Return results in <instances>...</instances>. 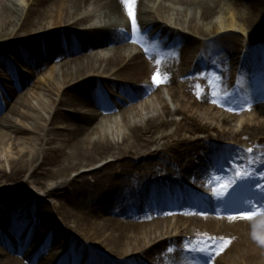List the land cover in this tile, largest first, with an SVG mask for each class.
I'll list each match as a JSON object with an SVG mask.
<instances>
[{
  "label": "bare ground",
  "instance_id": "bare-ground-1",
  "mask_svg": "<svg viewBox=\"0 0 264 264\" xmlns=\"http://www.w3.org/2000/svg\"><path fill=\"white\" fill-rule=\"evenodd\" d=\"M151 1L23 0L25 7L18 8L16 0H0V40L17 36L19 31L30 34L34 28H38L37 31L45 29L44 24L32 21L38 17L48 18L46 23L52 27L69 29L62 32L61 39L43 40L46 54L38 50L41 42H24L27 46H35L31 51H23V63H33L31 52L42 53L41 56L55 52L52 58L60 54L66 57L73 55V31L70 29L98 19L95 12H85L88 7L93 11L100 10L105 18L102 25H94L88 32H97L98 35H94L96 38L100 36L97 44H104L105 41L121 43L102 58L75 54L73 59H68L73 60L72 63L66 64L59 72L55 68L60 63H52L54 59H49L50 62L45 65L50 70L49 74L42 76L46 92L38 85L30 88L28 84V87L20 89L26 81L24 78L21 81L13 79V87L7 91L0 90V154L11 139L15 141L7 157L0 158V183L24 181V184H33L45 190V196L56 194L60 204L57 214H53L41 197H34L33 200L20 189L18 192L0 188V226H5L4 229L17 238L15 244H10L0 236V264H35L29 262V258L35 259L36 256L40 258L37 264L87 263L91 260L89 257L95 258L89 264H102L99 257L90 256L93 249L86 244V239L93 241L110 260H118L113 264H139L144 260H148L149 264H200L197 259L206 261L208 254L204 252L170 247L171 241L177 242L182 234H195L190 243L193 248L213 244L216 239L230 240L231 243L219 255L216 251L223 244L214 245L215 251L210 253L215 257L212 264H264V207L254 198L256 195L248 196L254 198L256 205L240 193V201L235 204L229 201L223 205L224 209L217 207L224 197L215 199L211 204L214 216H206L198 211L207 210V206L187 190L188 196L183 202L168 206L165 202L167 189L161 184L163 177L178 184L179 180L174 176L197 173V165L188 167L183 163L191 162L189 155L195 150L205 146L212 152L210 155L196 154L202 162L220 153V149L207 147V142H192L190 146L184 141L170 146V143L164 142L182 132L194 136L211 133L217 138L220 134L225 139L249 145L254 150L251 152L253 158L260 153L264 160L259 147L260 143H264V105L256 107L252 118L235 120L224 114L220 116L211 111V106L204 108L201 104L215 100L228 111L242 105L236 91L231 89L229 79L237 59V63H241L238 83H246L250 81V75L257 74L260 87L257 89L249 84L241 90L248 93L251 87L255 91L254 97H264V40H258V44L253 40L258 39L260 29H264V0H235L239 9L237 15L227 20L220 17L214 19L222 0H160L159 5V0H154L157 4L153 13L155 17L147 19L144 15ZM129 9L138 27L133 30V19L129 16L125 29L121 30L115 18L120 21L123 11L129 13ZM34 10L36 13H32ZM23 17L25 21L22 23ZM208 21L209 28L201 24ZM21 23V28L8 31ZM144 26L146 31L142 29ZM148 30L170 41V47L164 49L153 43L148 37ZM235 31L247 33L249 40H253L251 43L257 45L246 46L240 51L239 39L233 35ZM79 34L82 33L73 35ZM64 37L66 39L62 40ZM125 41L142 47L144 53L126 54L129 44H124ZM65 43H69V48L57 51V46ZM0 48L19 58L22 53L18 45L11 46L8 40L0 42ZM244 52H250V56L243 57ZM186 54L196 55L194 68L191 69L195 74L202 66L209 67V70L196 78L181 80L182 84L177 89L172 85L178 75L181 73L184 76L188 71L181 70L175 56ZM253 67L258 73L250 71ZM3 70L11 73L13 68L8 67V61L1 56L0 73ZM157 72L164 80L159 84L169 88L171 101L178 107L176 111H170L158 85L153 83V74ZM119 79L122 83L118 82ZM116 87L127 96L123 101L126 106H118L122 126L115 125V128L118 119L113 120L111 113L116 110L104 97L108 89ZM52 96L55 98L52 99ZM146 99L143 105L137 106ZM179 102L185 105V110L192 117L179 120L183 110L182 104L179 108ZM16 116L23 122L31 120L34 123L32 127L37 130L40 124L42 137L38 150H33L32 143L21 141L20 134L30 129L20 127L13 119ZM168 128L175 129L169 134ZM56 134L62 137L57 147L52 146L54 139L50 138ZM221 152L234 161L235 165L228 167L227 177H230L242 168L243 155L240 150L236 152L228 147ZM253 158L250 163L255 165V169L264 168L261 159L255 162ZM248 169H252L249 163ZM73 174L76 175L71 179ZM47 182L55 186L48 188ZM210 183H216V178L209 177L203 184ZM62 200L71 205V213L62 208ZM27 202L26 207L33 209L29 217L21 214L18 208ZM135 203H141V210L134 207ZM241 206L248 207V212L253 213L251 219L232 214L237 208L242 210ZM170 208L176 210L178 224L170 223L171 212L167 211ZM57 216L61 221H68L63 224L76 231L83 241L72 239L70 233L57 226L53 228V220ZM71 218H75V222ZM41 224L55 231L51 233L50 245L66 240L68 249L57 252L55 248L46 246V242L39 249H29L31 238ZM181 228L186 230H179ZM209 237L213 240H208ZM164 238L167 239L162 241ZM123 257L128 258L121 259Z\"/></svg>",
  "mask_w": 264,
  "mask_h": 264
},
{
  "label": "rangeland",
  "instance_id": "rangeland-1",
  "mask_svg": "<svg viewBox=\"0 0 264 264\" xmlns=\"http://www.w3.org/2000/svg\"><path fill=\"white\" fill-rule=\"evenodd\" d=\"M208 1L212 2V0H208ZM16 3H18V8H24L25 7V4H24L23 0H16ZM157 3L159 5L161 3V1L159 0V1H157ZM237 3L238 4L241 3L240 5H244L243 2H237ZM91 4H92V2H91ZM156 9H157V4L155 3L154 0H152L151 3H149V5H148V7L146 9V13L144 15L145 18L148 19V17H149V18L153 19L155 17V15L153 13H155ZM238 10L239 9L235 5V0H222V2L219 4V6L217 8L218 14H217V16H214V19L216 17H220L223 20L231 19V18H233V17H235L237 15ZM85 11L87 13L88 12L91 13V12H93V9L90 10V8H86ZM94 12L97 13V15H101V14H99V13H101L100 10H94ZM32 13H36L35 10ZM24 19H25V17L22 18V23L25 21ZM103 19H105V18H103ZM32 21L34 23L40 22V23L44 24L43 26L45 27V29L37 31L38 28H34V29H32L33 31L30 34H26V33H23L22 31H19L17 36H13L12 38H8V39H1L0 42L8 40L9 43L11 44V46L18 45V48L23 53V50H26V49H28V47H30V46H27V44H24V42H27V41L29 42L30 40H35L36 42L37 41L41 42L39 44L38 50H42L43 49V44H44L43 40H46V39H49V38L58 39V38L61 37L62 31H66V27H62L61 26V27L55 28V27H52L51 25H49L48 23H46V21H49L48 18H43V17L39 18L38 17L37 19L33 18ZM22 23H21V25L18 24L19 25L18 27L16 25L15 27L9 28L8 31H10V30L12 31L13 29L16 30L19 27L21 28L22 25H23ZM26 23H27V21H26ZM40 23H38V24H40ZM208 23H209V21L205 22V23H201V24L204 25V26H208V28H209L210 25ZM42 35L44 37L45 36L46 37L43 38ZM233 35L239 39L238 40L239 41L238 45L240 44L241 47L239 45L238 49L240 51H242V49L244 47H246V46L255 47L259 43L258 40H260V41L264 40V29L263 28L260 29V36H259L258 39L251 38L253 40L258 41L257 44L251 43V42H253V40H249L250 38H248V35L245 32L235 31V33H233ZM151 36H152V34L149 35V37H151ZM36 38H38V39H36ZM32 46H35V44H32ZM117 46H119V45H117ZM94 47H96V46L91 45V46H88V49H93ZM93 51H95V50H93ZM111 51H113V50H111ZM131 51H134V50L131 49ZM131 51H129V49L128 50L126 49L125 52H131ZM1 56L8 61V67H12L13 70H11V73H9L7 70L1 71V73H0V90L2 89V91L3 90L7 91L8 88L12 87L13 75L18 76L19 78H23L22 75H27L28 79L31 82V84H34V86L38 85V87H40V89H42L43 92H46L45 91L46 90V85H45V83L42 82L43 81L42 76L44 77V76L48 75L50 70L48 69V67H45V65H47V60L45 59V56H44V59H42L39 56V53H36V55H35L37 57V63L36 64H34L33 66L31 64H29V63L23 64L25 67H29V69H27V68H25V67L20 65L22 63L21 61L23 60L24 56H22V57L20 56V58H19V57H16L15 55H13V54L5 51V50H2L0 48V57ZM19 59H20V62H17V60H19ZM176 59H178V57H176ZM180 62L185 65L181 69L183 71L189 69V67L191 66L189 60H187V59L177 60V64H180ZM41 64H42V66H41ZM235 65H236V62L234 63V66H233L234 68L238 66V65H236V66ZM24 69H27L29 72L28 73L25 72ZM254 69H255V67H254ZM199 70H200V68H199ZM232 72H234V69H233ZM185 75H187V74L185 73ZM178 77H183V76L180 73L178 75ZM176 80H177L176 84L178 86L176 84H174V86L176 85L175 87L177 89H179V85L182 84V81L184 82L185 78L183 80L181 79L182 81L179 78H177ZM159 90H161V92L163 93V95L165 97H166V95H167V97H169L168 98L169 101H167V103L169 105L170 111H176V109H178V107L174 103L171 102L170 95L168 96L167 90L165 88H161ZM183 97H185V96L182 95V99H184ZM53 98H55V97L52 96V99ZM146 101H147V99L145 101L141 102V103H138L137 106H139L141 104L143 105ZM181 104L183 105L182 102H179V108L181 107ZM207 106L208 105H205V104L203 105L204 108L207 107ZM182 109H183V110H181L182 111V116H178L180 118L179 120H181L183 118H185V119L188 118L189 119L190 117H192L191 114L185 110V105H183ZM215 112H218V111L216 110ZM241 112H242V116L243 117L241 116ZM255 113H258V112H255ZM218 114H220V113H218ZM117 116H119V117L115 118V120H117V119L118 120L114 124V126L115 125H121L122 126L121 120H119L120 119V115H117ZM252 116H253V104L252 105H246L242 110H240V117L236 118V120H240V119L245 120L247 118H252ZM13 119L18 125H20V127H24V129H25V127H28L30 129L29 130L30 132L26 131V132L20 134L21 141L22 142H26V143L27 142L32 143L33 144V146H32L33 150H35V151L38 150L39 149V143H40L39 139L42 137V133L39 131L40 124L38 125V130H37L34 127H32L34 123L31 120L28 121V123L27 122H23L18 116L14 117ZM62 128H65V127L62 125ZM174 129L175 128H173V129H169L168 128L166 130H169L168 133L170 134V133H172L174 131ZM60 132H61V128H60V130H58V133H60ZM50 138L54 139V143L52 144V146H55V147H57L61 143V140H62V137L60 135H58V134L52 135ZM215 138L216 137L213 136L211 133L199 134V135H195L194 136V135H192L189 132H182L179 135H175L172 138H169L168 140H166L164 142L170 143V144H168V146H170V145H173V144L175 145L176 143H178L180 141H184L187 144V146H190L192 142L197 143V144H199V143L202 144L205 141H207V144L205 143L207 145V147H211V148H214L216 150H219V149H222L223 147H225V146H223L222 143L214 144V142L216 141ZM223 139L224 138H221V140H223ZM228 141H233V140H231V139L224 140V142H228ZM256 141H257V139H256ZM14 142L15 141L13 139H11L8 142L7 146L2 148V153L0 154V158L5 159L7 157L8 153L10 151V148L13 147V145H14ZM221 142H223V141H221ZM239 144H240L239 145L240 147H243L242 143H239ZM205 148L206 147L203 146V148H199L198 151L195 150V157H196V154L204 153V151L206 150ZM189 156H193V155L191 154ZM220 157H219V159H220ZM75 175L76 174L71 175L70 178L72 179L73 176H75ZM188 180L190 182L193 181V179H191V178H188ZM59 182H61V181L59 180ZM46 185L48 186V188H50L52 186H55V184H52L51 182H47ZM0 188L1 189H6V190H17L18 192H20V190L21 191H25V192H27L29 194L30 197L32 196L33 200H35L34 197H41L43 199L44 204H46L49 207V209L52 211V213L53 214H57L56 209L59 208L60 204L57 201L59 197H57L56 194L54 196H45V190H43L41 188L40 189L36 188L33 184H24V181L17 182V183L10 182V183H7V184L0 183ZM61 203L63 204L62 208H65V210L67 209L69 213L72 212L71 205L68 204V202L65 203L62 200ZM27 204H28V202L26 204H22L18 208L20 209L19 212L21 214L29 217V215H31V213H33V209L27 208L26 207V206H28ZM2 206H4V205H2ZM71 220H73V222H75L76 219L75 218H71ZM53 221H54L53 228L55 226H57L59 229H63L65 231H67L68 233H70L72 239L74 237V239H76L78 241H83V238L81 239V237L78 236V233L76 231H74V232L71 231L65 224H63V223H67L68 221L67 222L65 220L61 221L60 218H58V216L56 217V220L54 219ZM170 223L172 225L178 224L177 220H176V216L171 217ZM26 225H27V222H26L25 226ZM4 228H5V226H3V225L0 226V236L2 237V239L6 238L8 240V242H10L12 244L14 242L13 235H11L10 232L8 230L4 229ZM53 228H50L49 226L44 225V224L39 225L37 230L35 231L34 236L31 238L32 242H31L30 248L40 247L42 245L43 241L47 240L46 243H47L48 247L52 246L53 248H55V250H57V252L58 251H65V249H67L66 240H61L60 242H57V243L55 242V244L50 245V240H51V236H52L51 233L55 232V231L53 232ZM24 229H25V227H24ZM15 236H17V235H15ZM55 237L57 239L58 235L56 234ZM86 244H88V246H90L93 249V251L90 254V256L99 257L100 258L99 262H101L102 264H108V263L109 264H113L114 263L112 260H110L108 258L107 255H105L98 248V246L94 245L93 241L91 242V240H87L86 239ZM174 245L175 244H172L170 247H173ZM0 249H1V246H0ZM55 250L51 249L52 252L55 251ZM0 254H2V253H0ZM128 257H130V256L128 255ZM128 257H123L121 259L128 258ZM89 258L91 259L90 262L84 263L82 261H78L77 264H89V263H92V261L95 259L94 257H89ZM166 264H169V263H166Z\"/></svg>",
  "mask_w": 264,
  "mask_h": 264
},
{
  "label": "snow or ice",
  "instance_id": "snow-or-ice-1",
  "mask_svg": "<svg viewBox=\"0 0 264 264\" xmlns=\"http://www.w3.org/2000/svg\"><path fill=\"white\" fill-rule=\"evenodd\" d=\"M122 2L127 3L128 0H122ZM129 16L133 19V30L137 29V24L134 18V14L131 11V9H129ZM146 31V30H145ZM153 83L155 84H159L164 82L163 77L160 76L159 72L154 73L153 74ZM213 95L215 96L216 93H213ZM214 103H216L217 101H213ZM248 152H252V149H248ZM230 162V158L229 157H224V163H229ZM234 162V161H233ZM219 163V161H218ZM220 167L223 168V163H220ZM253 175H255V172H243V173H238L231 181L230 184L224 186V190L227 191L228 188L232 187L233 185L239 184V183H246L250 180H252ZM261 180H264V172H260L259 173ZM250 188L254 187L257 189L256 192V199L257 202L261 204L262 207H264V183L260 182V181H253L251 185H249ZM214 195L216 199H221L223 196V193L221 192H215L214 191ZM246 203H250L247 202ZM239 215L241 216V218H246V219H251L253 213L247 212V211H241L239 213ZM235 218V217H232ZM208 240L212 241L213 238L209 237ZM231 241H222L220 239H216L213 241V244H207L205 247H199V248H191L189 250L191 251H200V252H204L205 254H208V259L211 260L212 257L210 255V253L212 251H215L214 245H220L223 244V247L219 248V251H216V255H219L220 252L224 251V248H226L228 246V244H230ZM171 250V249H170Z\"/></svg>",
  "mask_w": 264,
  "mask_h": 264
}]
</instances>
